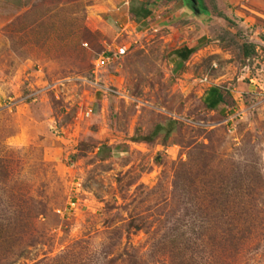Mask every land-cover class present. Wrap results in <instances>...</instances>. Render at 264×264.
<instances>
[{"label":"rangeland","instance_id":"obj_1","mask_svg":"<svg viewBox=\"0 0 264 264\" xmlns=\"http://www.w3.org/2000/svg\"><path fill=\"white\" fill-rule=\"evenodd\" d=\"M0 264H264V0H0Z\"/></svg>","mask_w":264,"mask_h":264},{"label":"built area","instance_id":"obj_2","mask_svg":"<svg viewBox=\"0 0 264 264\" xmlns=\"http://www.w3.org/2000/svg\"><path fill=\"white\" fill-rule=\"evenodd\" d=\"M119 55V53L117 51H103L102 53H100L99 55H97L92 62V70L91 72L93 74L95 73H99L104 67H106L110 62H112L117 56ZM114 91H109L108 93H111ZM92 113V108L89 105H84V108L81 112L82 116L84 117H89L90 114ZM72 205V203L70 204Z\"/></svg>","mask_w":264,"mask_h":264},{"label":"crops","instance_id":"obj_3","mask_svg":"<svg viewBox=\"0 0 264 264\" xmlns=\"http://www.w3.org/2000/svg\"><path fill=\"white\" fill-rule=\"evenodd\" d=\"M147 16L148 14L144 18L146 19ZM219 94L222 100L221 91L216 87H209L208 89H206V92L203 94L202 99L208 105H212L211 108L217 107L221 103V100L217 101ZM168 124L170 125L171 123L168 122ZM156 127H158L157 129L160 128V126H156Z\"/></svg>","mask_w":264,"mask_h":264},{"label":"trees","instance_id":"obj_4","mask_svg":"<svg viewBox=\"0 0 264 264\" xmlns=\"http://www.w3.org/2000/svg\"><path fill=\"white\" fill-rule=\"evenodd\" d=\"M147 13H148V11L143 7L142 4L138 5V7L136 9H132L131 10V14H132L133 17H136V16L145 17L147 15ZM187 52H189V49H188ZM181 56H183V55H181ZM219 100H221L220 94L218 95V100L217 101H219ZM205 105L208 106V107L212 106V105H208L207 103H205Z\"/></svg>","mask_w":264,"mask_h":264},{"label":"water","instance_id":"obj_5","mask_svg":"<svg viewBox=\"0 0 264 264\" xmlns=\"http://www.w3.org/2000/svg\"><path fill=\"white\" fill-rule=\"evenodd\" d=\"M189 1L194 2V0H189Z\"/></svg>","mask_w":264,"mask_h":264}]
</instances>
